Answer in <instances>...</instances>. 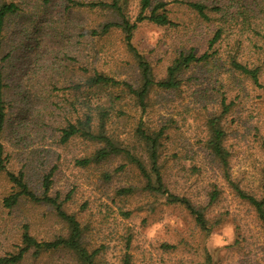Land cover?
Segmentation results:
<instances>
[{
    "label": "rangeland",
    "instance_id": "rangeland-1",
    "mask_svg": "<svg viewBox=\"0 0 264 264\" xmlns=\"http://www.w3.org/2000/svg\"><path fill=\"white\" fill-rule=\"evenodd\" d=\"M185 1L169 6L177 27L142 22L135 32L133 44L155 66L157 77L164 75L176 47L193 46L205 51L211 31L219 24L228 27V20L223 22L225 18H221L223 11L218 15L209 12L210 20L205 21ZM214 1L204 0L208 7H213ZM227 1L217 0L220 5ZM239 2L230 13L252 3L258 16L249 21L264 31V0ZM29 3L30 11L11 18L5 28L4 51H10V58L4 61L9 88L4 95L6 147L13 155V163L27 157L37 173H45L52 164L57 165L54 189L63 195L71 193L70 203L65 207L87 225L84 236L87 243L93 248L105 246L98 255L100 264H122L125 251L131 264H264V233L253 210L236 197L203 145L205 117L217 110L220 93L224 91L226 102L232 103L224 118L231 178L247 192L264 193V43L250 32L252 27L242 34L232 28L229 35L242 40L243 50L238 54L242 60L262 63L259 83L263 87L235 72H227L226 63L211 68L208 74L206 68L192 66L182 74L178 91H151L145 114L124 100L116 108H123L125 116H111L107 124L109 132L119 141L137 148L133 130L139 118L147 127L164 128L159 162L163 163L162 176L170 192L195 204H204L210 186L218 187L219 199L206 210V217L210 222L217 219L219 222L205 237L182 206L167 204L139 189L142 177L133 165L126 163L121 171H112L113 177L106 183L101 172L106 166L113 170L125 163L120 156L106 164L79 169L72 162L84 154L79 139L57 145L62 111L56 108L55 96L76 80L80 67L103 72L133 87L139 83V71L119 31L113 29L93 39L79 36L80 25L85 21L95 25L108 22L115 20L113 13L66 8L62 0H50L46 5L41 0ZM126 6L133 18L138 0H127ZM84 40L90 44L81 50ZM254 41L261 50L252 46ZM224 45L216 50L219 63L234 49L233 45ZM138 155L147 164L142 150L139 149ZM39 163L42 166L37 167ZM28 178L31 182L37 176L33 171ZM8 186L0 181V194L8 192ZM129 186L137 189L128 196L115 195L116 188ZM125 212L129 216L125 217ZM20 222H27L31 233L42 240L64 232L62 224L46 207L23 203L8 212L0 205V253L17 243ZM162 241L176 248L164 252L159 247ZM21 264H72V260L58 252L36 260L28 255Z\"/></svg>",
    "mask_w": 264,
    "mask_h": 264
},
{
    "label": "trees",
    "instance_id": "trees-1",
    "mask_svg": "<svg viewBox=\"0 0 264 264\" xmlns=\"http://www.w3.org/2000/svg\"><path fill=\"white\" fill-rule=\"evenodd\" d=\"M62 1L66 8L83 10L88 13L96 10L109 11L115 15V20L100 22L97 25L95 22L85 21L80 25L79 36L85 37V39L88 37L93 39L99 38L113 29L119 31L126 48L132 53L136 61L139 83L133 87L124 81L115 80L103 72L90 71L80 67V73H77L76 80L60 90V93L55 96L56 108L62 111L59 113L61 121L57 127V145L64 146L79 139L83 145L84 154L72 161L73 165L79 169L106 164L113 158L120 156L125 163L118 165L113 170L106 166V169L101 172V177L106 183L112 179V171H121L126 163L133 165L142 177V184L138 187L139 189L147 192L151 197L161 198L167 204L182 206L193 218L195 227L207 237L213 232L214 224L219 222L218 219L210 222L206 217V210L219 199L220 190L218 187L216 185L210 186L204 204H195L187 197L170 192L162 176L163 163L159 162L162 140L165 137L164 128L147 127L139 118L133 130V138L137 142V148L135 145L124 144L119 141L109 132L107 124L111 116L117 118L125 116L126 111L123 108H116L117 103L124 100L130 102L136 111L145 114L149 107L151 91L153 89L178 91L182 84V74L192 66L200 65L201 68H206L205 73L208 74L211 68H219L226 63L229 68L227 72H235L252 81L254 85L263 87L259 83L262 63L242 60L238 55L239 51L243 50L242 40L232 38V35H229L233 31L232 28H236L242 34L246 28L252 27L250 32L260 42L264 43V31L261 32L256 26H252L251 21H254V18L258 16V13L252 8V3L249 2L248 7H243L244 9H236L230 13L229 10L235 9L237 7L235 5H239L240 0H228L225 5H220L216 0L213 7H208L204 0H184V4L205 21L210 20L208 18L209 12H216L218 15L223 11L224 14L221 13V18H225L223 22L228 20V27L219 24L211 31L210 37L205 41V51H198L193 46H183L180 49L176 47V52L165 67L164 75L157 77L155 66L133 44L135 32L142 22H148L157 27H177L178 23L171 18V7L169 6H175L183 0H138V9L133 18L127 13V0ZM49 2L50 0H41L44 5ZM30 7L29 0H0V181H5L9 185L8 188L10 187L8 192L3 191L0 194V205L8 212L23 203L46 207L62 224L64 232L55 234L50 239L42 240L31 233L30 225L27 222H20L16 237L17 243L12 249L0 253V264H21L28 255L36 260L44 254L52 255L58 252L71 257L72 264H100L98 255L104 252L105 246L93 248L87 243L84 237L87 225H84L76 214L67 212L65 207L70 203L71 193L63 195L59 190L54 189V175L57 165L52 164L45 173H37L36 167L27 157L13 163V155L6 147L4 132L7 104L4 95L9 88L5 82L6 64L4 61L10 58V51H4L5 28L11 18L25 14V12L30 11ZM222 43L225 44L224 47L233 45L232 48L234 49L230 51L223 63H219L216 50L222 48L220 47ZM89 44L88 40H84L80 44V49H86ZM252 46L261 50V46L257 45L255 41ZM220 94L219 107L205 117L203 145L236 197L247 203L253 210L264 233V193L256 195L247 192L231 178L230 152L225 145L227 130L224 118L232 103L226 102L224 91ZM139 149L146 156L147 164L139 157ZM85 152L88 153L85 154ZM15 164L18 166L14 167ZM38 166H42V164L39 163ZM33 171L37 179L30 182L28 176ZM136 189L137 187L129 186L119 187L114 191L116 196H128ZM84 206L85 203L82 204V208ZM124 216H129V213L125 212ZM127 241L129 242L128 239ZM128 242H126V248ZM159 247L164 252L176 248L175 245L166 241H162ZM122 264H131L130 255L126 251L122 255Z\"/></svg>",
    "mask_w": 264,
    "mask_h": 264
}]
</instances>
